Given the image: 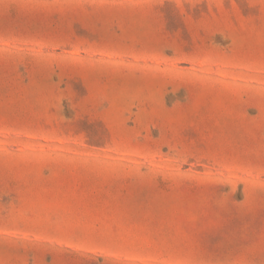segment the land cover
I'll list each match as a JSON object with an SVG mask.
<instances>
[{"label":"rangeland","instance_id":"374dc122","mask_svg":"<svg viewBox=\"0 0 264 264\" xmlns=\"http://www.w3.org/2000/svg\"><path fill=\"white\" fill-rule=\"evenodd\" d=\"M0 264H264V0H0Z\"/></svg>","mask_w":264,"mask_h":264}]
</instances>
